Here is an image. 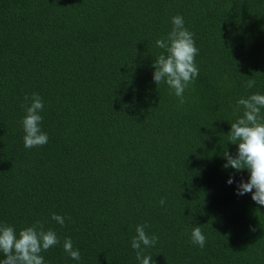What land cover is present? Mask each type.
Here are the masks:
<instances>
[{"label": "trees", "instance_id": "trees-1", "mask_svg": "<svg viewBox=\"0 0 264 264\" xmlns=\"http://www.w3.org/2000/svg\"><path fill=\"white\" fill-rule=\"evenodd\" d=\"M176 15L199 49L183 106L153 80L166 54L156 40ZM257 92L264 0H0V223L54 230L61 243L45 264H139L137 225L159 238L145 252L153 264H264V206L236 193L247 170L223 167L238 148L228 140L236 102ZM32 93L49 140L26 149ZM66 237L80 261L64 252Z\"/></svg>", "mask_w": 264, "mask_h": 264}, {"label": "clouds", "instance_id": "clouds-1", "mask_svg": "<svg viewBox=\"0 0 264 264\" xmlns=\"http://www.w3.org/2000/svg\"><path fill=\"white\" fill-rule=\"evenodd\" d=\"M172 29L166 38L157 39L156 47L164 49L154 61L153 80L158 85L166 83L172 93L178 98L179 105L183 106L187 101L185 91L194 84L199 76V68L196 65V57L199 49L196 46L194 34L185 27V21L181 15L171 18ZM256 86L254 79H249L245 87L252 89ZM25 115L21 121L24 136L23 143L26 149L42 147L47 144L49 136L41 128L44 109L43 99L37 93L31 96L25 95ZM264 94L253 93L247 97H241L236 102V111H242L235 122L231 124L228 140L231 144L238 145L236 154L229 151L223 156L226 163L225 169L232 168L236 172L247 170L249 179L235 181L231 176L227 183H237L236 193L239 196L251 193V199L258 205L264 206ZM165 199L160 200L163 206ZM51 219L61 226H65V217L52 213ZM146 225L136 226V235L131 240V247L135 250L139 264H153L151 255H146L148 248L155 246L158 241L156 235L149 236L145 231ZM191 242L203 249L207 238L199 226H195L191 232ZM61 243L57 233L51 228H45L41 220L32 225L17 230L7 223H0V264H45L42 253L56 247ZM63 250L75 260H81L79 249L73 247L70 237L63 240Z\"/></svg>", "mask_w": 264, "mask_h": 264}]
</instances>
